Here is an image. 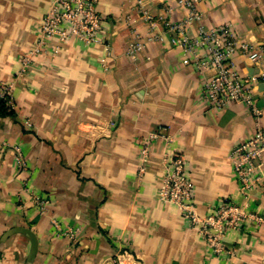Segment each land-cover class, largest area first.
<instances>
[{
  "label": "crops",
  "instance_id": "1",
  "mask_svg": "<svg viewBox=\"0 0 264 264\" xmlns=\"http://www.w3.org/2000/svg\"><path fill=\"white\" fill-rule=\"evenodd\" d=\"M52 2L0 0V86L16 110L0 116V264H264V222L229 232L237 253L220 257L179 207L160 197L165 155L178 151L201 214L221 200L243 199L232 154L264 131V0H200L203 18L188 28L196 35L201 24L228 22L261 48L259 64L234 56L240 73L262 76L259 117L246 104L216 109L203 98L204 75L185 62L158 20L186 18L190 9L180 0H100L108 45L71 38L56 55L51 47L26 64ZM137 35L145 47L132 57ZM158 131L171 141L154 140L140 174L141 144ZM34 194L50 197L45 210ZM250 210L264 218L263 186L251 190ZM54 221L78 229L77 237L62 234ZM23 229L37 238L34 255Z\"/></svg>",
  "mask_w": 264,
  "mask_h": 264
},
{
  "label": "built area",
  "instance_id": "2",
  "mask_svg": "<svg viewBox=\"0 0 264 264\" xmlns=\"http://www.w3.org/2000/svg\"><path fill=\"white\" fill-rule=\"evenodd\" d=\"M190 9L188 16L177 22L166 16L160 17L167 31L172 33V43L180 46L187 55V64L194 65L204 75L203 98L210 107L222 109L232 102L246 104L259 117L261 108L257 106L256 85L262 80L257 74L244 75L237 69L234 61L236 54L246 55L252 63L259 64L263 59L261 48L242 40L233 24L223 23L206 28L200 25L198 33L191 35L188 28L203 18L198 8L200 0H180ZM100 0H53L49 11L43 16L39 38L35 48L24 56V62L31 64L36 58L46 54L53 47L56 55L62 45L71 38H76L86 45H108L105 35L106 21L98 11ZM171 12V9L168 10ZM143 17L151 25L153 16L143 9ZM150 39L163 40V34H152ZM145 47L144 40L137 35L131 43L129 53L135 57ZM206 72H209L207 74ZM207 74V75H206ZM3 94H8L3 90ZM264 96V92L262 93ZM163 139L168 144L170 137L164 132H152L141 144L140 174L145 171V163L150 157L154 140ZM20 167L25 166V159L20 148L16 147ZM264 153V131L260 128L254 137L235 148L232 154L234 171L243 199L240 201L224 199L213 205L206 214H201L195 199V186L185 156L178 151H168L165 155V174L160 197L166 203L179 207L183 217L196 228L208 249L220 257H233L237 248L228 240L231 231L252 230L264 218L250 210L251 190L264 187V174L260 172ZM34 201L45 210L50 204V197L34 194ZM58 230L76 238L78 229L64 230L58 221H54Z\"/></svg>",
  "mask_w": 264,
  "mask_h": 264
},
{
  "label": "trees",
  "instance_id": "3",
  "mask_svg": "<svg viewBox=\"0 0 264 264\" xmlns=\"http://www.w3.org/2000/svg\"><path fill=\"white\" fill-rule=\"evenodd\" d=\"M0 86V116L15 114L16 110L14 109L11 98L8 94H2Z\"/></svg>",
  "mask_w": 264,
  "mask_h": 264
},
{
  "label": "water",
  "instance_id": "4",
  "mask_svg": "<svg viewBox=\"0 0 264 264\" xmlns=\"http://www.w3.org/2000/svg\"><path fill=\"white\" fill-rule=\"evenodd\" d=\"M260 90L264 91V82L260 83ZM23 232L28 234L31 237L32 241H33L32 254L34 255L36 253V251H37V246H38L37 238H36L34 232L31 231L30 229H23Z\"/></svg>",
  "mask_w": 264,
  "mask_h": 264
},
{
  "label": "rangeland",
  "instance_id": "5",
  "mask_svg": "<svg viewBox=\"0 0 264 264\" xmlns=\"http://www.w3.org/2000/svg\"><path fill=\"white\" fill-rule=\"evenodd\" d=\"M1 92L3 93V90H1Z\"/></svg>",
  "mask_w": 264,
  "mask_h": 264
}]
</instances>
